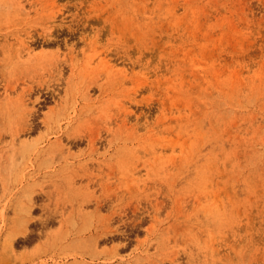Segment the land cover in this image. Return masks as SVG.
Returning a JSON list of instances; mask_svg holds the SVG:
<instances>
[{
    "label": "rangeland",
    "instance_id": "374dc122",
    "mask_svg": "<svg viewBox=\"0 0 264 264\" xmlns=\"http://www.w3.org/2000/svg\"><path fill=\"white\" fill-rule=\"evenodd\" d=\"M0 51V264H264V0H0Z\"/></svg>",
    "mask_w": 264,
    "mask_h": 264
},
{
    "label": "bare ground",
    "instance_id": "6f19581e",
    "mask_svg": "<svg viewBox=\"0 0 264 264\" xmlns=\"http://www.w3.org/2000/svg\"><path fill=\"white\" fill-rule=\"evenodd\" d=\"M19 2H20V1H19ZM14 4H15V3H14ZM15 5H16V4H15ZM9 7H10V6H9ZM19 10H20V9H19ZM19 10H18V11H19ZM48 33H49V32H48ZM44 34H45V33H42L41 35H44ZM50 34H51V33H50ZM45 35H46V34H45ZM51 35H52V34H51ZM46 37H48V34L46 35ZM46 37H44L45 39H43V40L46 41ZM4 38H5V37H4ZM27 38H29V37H27ZM47 39H48V38H47ZM29 40H30V38H29ZM55 40H56V39H55ZM30 41H31V40H30ZM30 41L28 42V45H29V46H30ZM48 41H49V43H50V47H51V42H52L53 40L50 42V40L48 39ZM48 41H47V42H48ZM7 42H8V41H7ZM47 42H45V43H47ZM2 43H3V42H2ZM2 43H1V45H2ZM25 43H27V42H25ZM35 43H36V41H35ZM53 43H54V42H53ZM32 44H33V43H32ZM41 44H43V43H41ZM34 45H36V44H34ZM43 45H44V44H43ZM47 45H48V44H47ZM32 46H33V45H32ZM30 47H31V46H30ZM57 48H58V47H57ZM8 49H10V47H7V46L4 44L3 52H2V53L4 54V52H6ZM16 51H17V50H16ZM0 52H1V51H0ZM45 52H46V51H45ZM2 53H1V55H2ZM16 54H17V52H16ZM42 55H43V54H42ZM1 63H2V62H1ZM1 63H0V65H2ZM9 64H10V63H9ZM56 66H57V65H55V67H56ZM3 67H4V64H3ZM7 67H8V66H7ZM1 68H2V66H1ZM2 70H3V69H2ZM4 70H5V69H4ZM0 72H1V71H0ZM2 72H3V71H2ZM73 73H74V72H73ZM73 73H72V74H73ZM70 76H72V75H70ZM58 79H59V75H58L57 80H58ZM71 79H72V78H71ZM0 80H1V79H0ZM4 80H5V79H4ZM59 80H61V79H59ZM62 81H64V80H62ZM68 81H69V80H68ZM72 81H73V80H71V82H72ZM54 82H55V81H54ZM57 82H58V81H57ZM69 82H70V81H69ZM71 82H70V83H71ZM48 83H49V82H48ZM50 83H52V82H50ZM72 83H74V82H72ZM0 84H1V83H0ZM57 84H58V83H57ZM65 85H66V84H65ZM73 85H74V84H73ZM30 88H31V87H30ZM65 88H66V87H65ZM70 88H71V87H70ZM66 89H67V88H66ZM30 90H33V89L31 88ZM27 91H29V90H27ZM71 91H72V90H71ZM2 92H3V90H2ZM4 92H5V91H4ZM15 93H16V92H15ZM16 94H17V93H16ZM64 94H65V92H64ZM67 94H68V93H67ZM0 95H1V94H0ZM14 95H15V94H14ZM68 95H69V94H68ZM68 95H66V96H68ZM24 96H25V95H23V97H24ZM64 96H65V95H64ZM64 96H63V97H64ZM3 97H4V95H3ZM6 97H8V96H6ZM17 98H18V97H17ZM27 98H28V96L25 97V99H27ZM65 98H66V97H65ZM65 98H63V99H65ZM6 99H7V98H6ZM6 99H4V100H6ZM19 99H20V98H19ZM7 101H8V99H7ZM7 101H4V103H5V102L7 103ZM14 101H15V100H14ZM20 101H21V99H20ZM18 102H19V101H18ZM8 104H9V103H8ZM8 104H7V105H8ZM12 104H13V103H12ZM18 104H19V103H18ZM27 104H28V103H27ZM2 106H3V105H2ZM5 106H6V104H5ZM12 108H13V107H12ZM5 109L7 110V108H5ZM21 109H22V108H20V110H21ZM60 109H61V108H60ZM14 111H15V110H14ZM18 111H19V107H18ZM16 112H17V111H16ZM9 113H10V112H9ZM34 113H35V112H34ZM25 114H26V113H25ZM25 114H24V119H23V117H22V113L20 114V115H21V118H22L23 120H26L25 118H27V117H26L27 114H26V115H25ZM51 114H52V113H51ZM53 114H55V111H54ZM53 114H52V115H53ZM30 115H31V113H30ZM50 116H51V115H50ZM21 118L18 119L19 124H20V119H21ZM22 119H21V120H22ZM27 119H29V118H27ZM49 119H51V118H49ZM27 121H28V120H27ZM32 121H33V119H32ZM48 121H49V120H48ZM21 122L24 123V121H21ZM25 122H26V121H25ZM50 122H51V121H50ZM50 122H49V123H50ZM26 123H27V122H26ZM26 123H25V124H26ZM28 124H29V122H28ZM21 126H22V125H21ZM24 126H25V125H24ZM30 126H31V127H30L31 129L29 128V130L32 131L34 127L32 126V124H31ZM24 128H25V127H24ZM20 130H21V128H20ZM25 130H26V129H25ZM25 130H24V131H25ZM25 132H26V131H25ZM19 133H20V132H19ZM21 133H22V131H21ZM24 142H26V140H25ZM74 143H75V142H74ZM77 145H78V144H77ZM18 152H19V151H18ZM16 154H18V153L16 152ZM16 154H15V155H16ZM92 157H93V156H92ZM93 158H94V157H93ZM85 164H86V163H85ZM85 164H84V165H85ZM84 165H83V166H84ZM86 171H87V170H86ZM80 172H81V171H80ZM77 173H78V172H77ZM86 173H87V172H86ZM81 174H83V173L81 172ZM81 174H80V175H81ZM83 175H84V174H83ZM72 176H73V175H72ZM78 176H79V175H78ZM81 176H82V175H81ZM76 178H77V177H76ZM101 181H103V179H102ZM85 182H86V181H85ZM86 183H87V182H86ZM74 184H75V183H74ZM77 185H78V184H77ZM79 185H80V183H79ZM74 188H75V187H74ZM72 191H73V190H72ZM63 193H64V192H63ZM75 193H76V192H75ZM84 193H85V192H84ZM96 197H97V196H96ZM30 198H31V197H30ZM49 199H50V198H49ZM45 200H46V199H45V197H44V201H45ZM63 200H64V197H63ZM76 200H77V199H76ZM84 200H85V199H84ZM96 200H97V199H96ZM35 201H36V200H35ZM44 201H43V202H44ZM110 202H111V201H110ZM30 203L34 204V203H36V202H32V201H31ZM95 203H97V202L95 201ZM36 204H37V203H36ZM76 204H77V203H76ZM99 204H100V203H99ZM42 205H43V204H42ZM88 205H89V204H88ZM100 205H101V204H100ZM100 205H99V206H100ZM108 205H109V204H108ZM108 205H107V206H108ZM61 206H62V205H61ZM61 206H60V207H61ZM89 206H91V205H89ZM113 206H114V205H113ZM52 207H53V206H52ZM72 207H74V205H72ZM72 207H71L70 209H72ZM100 207H101V206H100ZM111 207H112V205L109 206L110 209H112ZM26 209H27V208H25L24 211H25ZM29 209L32 210V208H29ZM29 209H28V210H29ZM63 209H64V208H63ZM74 209H75V208H74ZM74 209H73V210H74ZM86 209H87V207H86ZM86 209H83V210L86 211ZM97 209H98V208H97ZM100 209H101V208H99V210H100ZM28 210H27V211H28ZM55 210H56V208H55ZM58 210H59V209H58ZM65 210H67V209H65ZM87 210H89V207H88ZM42 211H43V210H42ZM56 211H57V210H56ZM79 211H80V210H79ZM25 212H26V211H25ZM32 212H34V209H33ZM48 212H50V211H48ZM53 212H54V211H53ZM58 212H59V211H58ZM68 212H69V209H68ZM89 212H90V211H89ZM26 213H27V212H26ZM28 213H30V212H28ZM51 213H52V212H51ZM59 213H60V212H59ZM59 213H58V214H59ZM66 213H67V212H66ZM74 213H75V212H74ZM31 214H32V213H31ZM31 214H29V215H31ZM56 214H57V212H56ZM32 215H33V214H32ZM65 215H66V214H65ZM80 215H81V214H80ZM85 215H88V213L86 212ZM89 215H91V218L89 217V219H92V217H93L92 215H93V214H89ZM113 215H115V213H114ZM113 215H112V216H113ZM74 216H75V215H74ZM74 216H73V217H74ZM51 217H52V216H51ZM83 217H84V215H83ZM85 217H86V216H85ZM27 218H28V216H27ZM29 218H30V217H29ZM45 218H46V217H45ZM53 218H54V214H53ZM93 218H94V217H93ZM114 218H115V217H114ZM63 219H64V218H63ZM69 219H71V217H70ZM85 219H86V218H85ZM115 219H117V218H115ZM73 220H74V219H73ZM87 220H88V219H87ZM92 220H93V219H92ZM134 220H135V218H134ZM136 220H137V219H136ZM24 221H25V220H24ZM24 221H23V222H24ZM51 221L53 222L54 220H51ZM113 221H114V220H113ZM25 222H26V221H25ZM48 222H49V221H48ZM91 222L93 223V221H91ZM127 222H129V221H127ZM27 223H28V222H27ZM44 223H46V222H44ZM44 223H43V224H44ZM92 223H91V224H92ZM137 223H138V222H137ZM139 223H140V222H139ZM99 224H100V223H99ZM127 224H128V223H127ZM133 224L135 225V223H133ZM29 225H30V224H29ZM46 225H48V224H46ZM49 225H50V223H49ZM63 225H64V224H63ZM75 225H76V223H75ZM92 225H93V224H92ZM131 225H132V224H131ZM137 225H138V224H137ZM137 225L134 226V227H135V228L138 227ZM23 226L27 227L26 224L24 225V223H23ZM44 226H45V225H44ZM83 226H85L86 228L83 227L82 229H85V231H87V230H86V229H87V226H86V225H83ZM101 226H102V225H101ZM48 227H49V226H48ZM48 227H45V228H48ZM98 227H99V226H98ZM111 227H112V223H111L110 229H113V228H111ZM113 227H114V226H113ZM127 227H128V226H127ZM130 227H131V226H130ZM27 228H29V226H28ZM30 228H31V227H30ZM30 228H29V229H30ZM42 228H44V227H42ZM42 228H41V229H42ZM45 228H44V229H45ZM108 228H109V227H108ZM80 229H81V228H80ZM82 229H81V230H82ZM99 229H101V228H99ZM104 229H105V228H104ZM115 229H116V228H115ZM120 229H121V228H120ZM136 229H137V228H136ZM45 230H46V229H45ZM81 230H79V231H81ZM94 230H95V229H94ZM105 230H106V229H105ZM117 230H118V229H117ZM121 230H123V228H122ZM121 230H120V231H121ZM32 231H33V230H32ZM32 231H31L30 233H29V232H27V233L32 234ZM39 231H40V230H39ZM41 231H42V230H41ZM43 231H44V230H43ZM43 231H42V232H43ZM85 231H84V232H85ZM125 231H126V230H125ZM45 232H46V231H45ZM45 232H44V233H45ZM84 232H82V233H84ZM109 232H110V230H109ZM109 232H108V233H109ZM113 232H115V231H113ZM122 232H124V230H123ZM22 233H23V232H22ZM25 233H26V231H25ZM37 233H38V232H37ZM124 233H125V232H124ZM29 234H27V235H29ZM33 234H34V233H33ZM80 234H81V233H80ZM110 234H111V233H110ZM110 234H109V235H110ZM115 234H116V232H115ZM122 234H123V233H122ZM38 235H40V237H41V234H38ZM42 235H43V233H42ZM45 235H46V237L48 236L46 233L44 234V236H45ZM78 235H79V234H78ZM81 235H82V234H81ZM104 235H105V234H104ZM107 235H108V234H107ZM116 235H117V234H116ZM12 236H13V235H12ZM14 236H17V235H14ZM29 236H30V235H29ZM82 236H83V235H82ZM114 236H115V235H114ZM121 236H122V235H121ZM40 237H39V238H40ZM79 237H80V236H79ZM79 237H78V238H79ZM91 237H93V236H91ZM108 237H109V236H108ZM116 237H118V236H116ZM116 237H114V238H116ZM123 237H126V236H123ZM19 238H21V237H19ZM19 238H18V239H19ZM27 238H28V237H27ZM30 238H31V237H30ZM33 238H34V237H33ZM84 238H85V237H84ZM93 238H94V237H93ZM112 238H113V237H112ZM21 239H22V238H21ZM21 239H20V240H21ZM24 239H25V238H24ZM24 239H23V241H24ZM43 239H44V237H43ZM79 239H81V238H79ZM86 239H88V238H86ZM106 239H108V238H106ZM16 240H17V239H16V237H15V242H16ZM20 240L17 241V242H20ZM89 240H91V239H88V241H89ZM94 240H95V239H94ZM21 241H22V240H21ZM23 241H22V242H23ZM88 241H87V242H88ZM108 241H109V240H108ZM112 241H115V240L112 239ZM22 242H21V244H22ZM25 242H26V241H25ZM27 242H28V241H27ZM109 242H110V241H109ZM9 243H10V242H9ZM9 243H7V246H8ZM28 243H29V242H28ZM46 243H47V241H46ZM97 243H98V242H97ZM97 243H96V244H97ZM19 244H20V243H19ZM92 244H93V243H92ZM123 244H124V243H123ZM22 245H24V243H23ZM25 245H26V244H25ZM126 245H127V244H126ZM90 246H91V245H90ZM9 247L11 248V244H10ZM96 247H97V246H96ZM11 249H12V248H11ZM96 249H98V248H96ZM7 250H8V249H7ZM45 250H46V249H45ZM13 251H14V250H13ZM43 252H44V251H43ZM85 252H87V251H85ZM3 254H4V253H3ZM62 254H63V253H62ZM62 254H60V255H61L60 259H62ZM81 254H82V253H81ZM81 254H80V255H81ZM5 255H6V254H5ZM64 255H65V254H64ZM73 255H74V254H73ZM82 255H83V254H82ZM211 255H212V254H211ZM67 256H68V255H67ZM76 256H77V255H76ZM83 256H84V255H83ZM83 256H81V257H83ZM87 256H88V255H87ZM49 257H50V256H49ZM49 257H48V258H49ZM63 257H64V256H63ZM77 257H78V256H77ZM67 258H68V257H67ZM72 258H73V257H72ZM10 259H11V258H10ZM63 259H64V258H63ZM69 259H70V258H69ZM73 259H74V258H73ZM75 259H76V258H75ZM79 259H80V258H79ZM83 259H84V258H83ZM83 259H81V260H83ZM71 260H72V259H71ZM12 261H13V260H12ZM79 261H80V260H78V262H79ZM84 261H85V260H84ZM62 262H63V261H62ZM62 262H61V263H62ZM65 262H66V261H65ZM76 262H77V261H76ZM78 262H77V263H78ZM12 263H13V262H11V264H12ZM45 263H46V262H45ZM87 263H90V262H87ZM47 264H48V263H47ZM58 264H59V263H58ZM64 264H65V263H64ZM73 264H74V261H73ZM75 264H76V263H75ZM81 264H82V262H81ZM84 264H85V263H84Z\"/></svg>",
    "mask_w": 264,
    "mask_h": 264
}]
</instances>
